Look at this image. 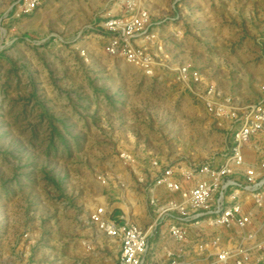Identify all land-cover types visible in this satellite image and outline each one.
<instances>
[{
  "label": "rangeland",
  "instance_id": "obj_1",
  "mask_svg": "<svg viewBox=\"0 0 264 264\" xmlns=\"http://www.w3.org/2000/svg\"><path fill=\"white\" fill-rule=\"evenodd\" d=\"M27 2L0 0V264H104L98 208L148 227L150 195L178 197L151 174L220 162L261 95L264 0ZM139 11V38L108 29Z\"/></svg>",
  "mask_w": 264,
  "mask_h": 264
},
{
  "label": "built area",
  "instance_id": "obj_2",
  "mask_svg": "<svg viewBox=\"0 0 264 264\" xmlns=\"http://www.w3.org/2000/svg\"><path fill=\"white\" fill-rule=\"evenodd\" d=\"M36 4L37 0H28L27 7ZM133 4L129 0V8ZM141 11L132 22L110 20L108 29L117 31L121 26L122 33L130 29V39L139 38L147 31ZM126 55L133 60L135 50L126 48ZM261 87L259 98L226 113L222 129L227 143L220 162L194 164L180 175L172 166L159 168L152 186L163 185L178 197L150 195L148 227L119 222L102 208L93 214L105 234L118 242V264H264V236H259L264 232V84ZM215 102L213 108L222 114L218 109L223 105ZM244 146L253 152L250 161L244 158ZM148 189L152 192L153 187ZM225 228L232 232H224ZM156 235L175 241L177 248L153 244L149 239Z\"/></svg>",
  "mask_w": 264,
  "mask_h": 264
},
{
  "label": "crops",
  "instance_id": "obj_3",
  "mask_svg": "<svg viewBox=\"0 0 264 264\" xmlns=\"http://www.w3.org/2000/svg\"><path fill=\"white\" fill-rule=\"evenodd\" d=\"M116 5H117V3H116ZM261 66H258L260 69H261V67H263L264 68V63L263 64H260ZM253 69H254V65H252L250 68H249V71H253ZM145 167H147V165H144L143 164V166H142V168H145ZM157 173H155V172H153L152 174H151V180H153L154 179V177H155V175H156ZM144 178L146 179V176H144ZM150 180V181H151ZM110 210L108 211V214H109V216L110 217H112V218H115L117 221H119V222H126V217H127V215H126V213H125V210L121 207V206H118V205H116V206H113L112 208H109ZM149 214H150V217H151V213H150V211H149ZM148 218L145 222H149L150 221V219L151 218ZM138 224V223H137ZM141 224V223H140ZM140 224H138V225H140ZM142 225V226H141ZM140 226L141 227H143V228H146L145 227V225H143V224H141ZM97 230V229H96ZM223 231L224 232H226V233H229V232H232V229L231 230H229V229H223ZM105 236V235H104ZM259 236L260 237H263L264 236V232H259ZM106 238H108L107 236H105ZM150 242H152L153 244H157L158 245V247H161L162 246V244H164V243H166L167 245V247H170V248H172V249H176L177 248V244H176V242L175 241H172V240H165V239H160L159 240V238L157 237V235L156 236H151L150 237ZM108 244H107V246L104 248L106 251H113L112 249H113V240L112 239H110V238H108V242H107ZM82 245H83V241H82ZM117 248H116V255H115V257H112V255L111 256H106V260H105V263L106 264H114V258H115V260L118 262V257H119V246H116ZM160 255H162V252H160ZM111 257V258H110ZM90 260V262L92 263V262H94V264H95V262L96 263H98L97 262V259L96 260H93V259H89ZM104 263V264H105Z\"/></svg>",
  "mask_w": 264,
  "mask_h": 264
}]
</instances>
